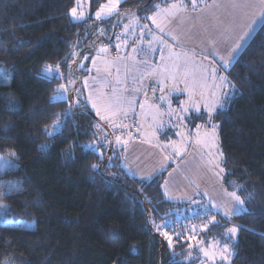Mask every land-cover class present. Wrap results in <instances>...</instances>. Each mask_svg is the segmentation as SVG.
<instances>
[{
    "label": "trees",
    "instance_id": "1",
    "mask_svg": "<svg viewBox=\"0 0 264 264\" xmlns=\"http://www.w3.org/2000/svg\"><path fill=\"white\" fill-rule=\"evenodd\" d=\"M108 1L90 0L91 16L73 20L69 10L77 0H0V69L14 73L9 84L0 86V97L8 94L20 105L6 108L0 98V155L15 152L17 159L14 167L0 172V193L12 185L20 189L0 195L6 210L5 220H0V264H168L172 251L179 264H202L205 258L196 246L189 248L193 242L187 236L199 233L205 245L214 240L231 245L224 236L231 223L240 226L231 264H264V213L259 211L264 210V24L247 54L225 69L239 91L225 103L227 111L215 117L224 185L257 211L230 221L212 213L219 225L202 231L209 217L203 208L192 209L200 206L199 198L174 202L164 194L163 183L173 165L151 180L129 174L122 149L114 148L113 131L88 103V115H74L54 136L44 132L57 118L63 121L70 102L55 99L56 90L73 74L78 79L71 96L75 100L74 89L90 65L87 61V69L78 70L82 56L94 50L99 39L114 43L124 13L143 17L161 0H123L117 17L94 21ZM57 62L63 79L49 83L39 78L45 64ZM80 111L85 109L73 108L74 113ZM42 145L48 147L42 151ZM93 164L99 167L93 169ZM164 219L175 220L178 231L187 229L179 242L174 237L175 248L167 249V255H162L163 237L152 226L153 220L160 224ZM197 221L199 231L192 233ZM189 252H198V257L189 259Z\"/></svg>",
    "mask_w": 264,
    "mask_h": 264
},
{
    "label": "crops",
    "instance_id": "2",
    "mask_svg": "<svg viewBox=\"0 0 264 264\" xmlns=\"http://www.w3.org/2000/svg\"><path fill=\"white\" fill-rule=\"evenodd\" d=\"M173 3L187 5V11L183 7L174 10L175 16L171 21L161 12L156 17V21L162 24L164 28L163 32L150 19L156 13V8L143 17L135 15L130 22L120 25L118 29V32L121 33V39L115 38L114 46L116 53L112 52L117 55H123L121 63L124 67V70H122L124 74L123 86H125L124 88L126 90L121 104L123 111L121 112L120 130L124 132L120 133L121 135H117L122 137L123 140L116 144L122 149L124 166L132 176L144 179L148 177L153 178L172 164L173 166L170 168L163 183V191L170 201L184 202L192 200L195 197L199 198V184L188 182V177L180 168L179 162H172L170 152H173L171 150L169 152L157 143L147 139L149 138L147 135L150 132H165L170 133L165 137H175L174 134L176 133L177 127H172L168 124L176 125L181 119L179 117L174 119L173 115H165V120L162 119L165 126L162 127L161 124L155 125L156 122L152 121V116L156 114L158 116L156 120L158 121L159 118H163V115L160 109L158 112L157 110H153V107L154 105L162 107V109L168 106L181 107V102L186 101L187 91L189 89L203 88V85L200 86V83L194 82L196 80L194 68L198 64V57L207 55L216 62L219 73L224 72L226 74L225 69L227 68L223 66L220 57L228 58L230 49L234 46L237 37L243 33L244 25L251 18V12L253 10L234 9L231 7L230 0H197V7L195 9L191 6V0H161L158 6L160 9H164ZM255 11H259V8L257 7ZM245 13L248 15H245ZM260 26L261 24L258 21L256 30ZM173 37H176V39H173ZM159 38H164L168 41L174 40L173 43L178 48L177 53L172 56L166 52V49L162 51L161 48H157L152 59L148 56L143 57L146 54L152 55V50L159 45ZM209 41H215V43L211 44ZM106 46L108 47V45ZM162 53L167 55L175 65H164L153 68V59H155L154 62H157V58ZM147 57L149 58V62L151 61L147 69L143 66H140L138 70L134 66L133 69L129 68L130 58H132L135 64L138 59H147ZM189 59L193 62L189 63ZM176 65L182 66V76L186 70L188 90L168 93L167 96L171 104L169 105L167 102L164 104L158 99L162 94L159 91V79L163 78V76H158L157 74L167 75L173 73L176 71ZM190 65H192L191 68ZM152 68H162V70L153 73L151 72ZM141 72H146L152 75L153 78L151 77L149 81L141 84L139 78ZM130 73L133 74L131 79L129 76ZM166 83L171 85L174 81L169 79ZM175 83L179 88H185L184 78ZM153 88L156 89L155 93L152 91ZM129 89L131 100L129 105H127L126 96H128ZM125 112L127 113L126 115L124 114ZM185 121L191 122L190 119H185ZM133 123L138 124V129L135 133L131 129ZM139 130L141 131L140 133H138ZM201 180L203 181V177ZM204 198L211 205H220L219 210H216L222 215L225 206L230 202V198L228 196L226 197L222 191H218L217 194L212 192L211 195L207 194Z\"/></svg>",
    "mask_w": 264,
    "mask_h": 264
},
{
    "label": "rangeland",
    "instance_id": "3",
    "mask_svg": "<svg viewBox=\"0 0 264 264\" xmlns=\"http://www.w3.org/2000/svg\"><path fill=\"white\" fill-rule=\"evenodd\" d=\"M89 1L90 0H79V3H76L75 7H77L78 14L80 12H83V18L80 20L86 19L87 17L91 16L90 2ZM122 1L123 0H121V2ZM108 2H106L104 5H107ZM121 2L117 6V10L115 12H113L111 15H104V16H102L101 19H97L96 13H95L94 21H102L105 19L117 17L120 14ZM135 15L136 14H134L132 12L124 13V15L121 18V25L125 24L126 22H130ZM93 27L98 29V30L102 29L99 25H95ZM179 33H180V31H179ZM119 34H121V33H118L115 38L121 39V35H119ZM95 38H96V36L93 37L92 40H94ZM85 39H87V36L84 37L82 39V41ZM173 42H174V40L168 41L164 38H159V45L154 50H152V55L146 54L143 57L148 56L152 59L153 56L155 55V51L157 48L158 49L161 48L162 51L166 49V52L169 55L174 56L177 53L178 48L176 47V44H174ZM108 44L109 43L105 42V40L99 39L97 47L94 50H92L91 52H87L85 55L82 56V61L80 62L79 66H78V70H81V69L86 70L87 67H85V64L87 61H90V66L88 68V72L85 75V78L83 79L82 83L75 88L79 89V99H84L87 102V98L89 96H91L93 100L97 101L98 107H100V109H101V115L108 116L110 120L115 121V123L118 125V127L113 128L109 122H106L104 120V122H106L109 125V128L113 131V133L115 135V141H116L117 135L118 134L121 135L120 133L124 132V131L120 130L121 114L122 113H120L117 116H112V114L110 112H106L104 110L105 109V103L104 102H111L113 104H116L117 101H119L120 107H121L122 101L124 99V93H125L126 88H124L125 86H123L124 85V74H123L122 70H124V67L121 63L123 60V55L114 54V53H116L114 43L112 45H108ZM106 45H108V47ZM148 57H147V59H143V58L138 59L137 63H135V64H134L132 58H130L129 68L133 69V66H134L135 69L138 70L140 66H143L145 69H147L149 66V63L151 62V61L149 62ZM154 60L155 59H153V61H152V63H154L153 68L158 67V66H164V65H170V66L175 65L174 62L172 60H170L167 57V55H165L164 53L160 54V57L157 58V62H154ZM182 60H184V59H182ZM192 62L193 61L189 59V63H192ZM197 62H198V64L195 65V68H194L195 69L194 74L196 76V80L194 82L200 83V86L206 85V87L198 88V89H189L187 91L186 101H188V99H189V92H192L194 94V98L200 99L199 94L201 91H203L204 97H203V99H200V103H201V110L204 111V108H203L204 103L205 102L211 103L213 100V97L211 95V93L213 91L217 92V94H219L221 92L230 93V91L233 90L232 89L233 84L224 72L219 73V71H218L219 68H218L216 62L213 61L211 58H209L207 55H203L201 57H198ZM156 63H158V64H156ZM191 66L192 65H190V68H191ZM153 68L151 70V72H153V73H156L157 71L162 70V68H160V69H153ZM214 68L216 70L215 71V79L213 78V74H212V70ZM132 75L133 74H131V73L129 74L130 79H131ZM220 76H226L227 82H225L221 88H216L215 85H218L221 83V81L219 80ZM151 77H152V75H149L146 72H141V74H139L140 83L142 84V83H145L146 81H149ZM71 80L74 81V84L68 85L69 90L66 93V95H68V96H72L73 86L76 85V83L78 82V79L76 80L75 74H73V76L71 77ZM63 83L67 84V82H63ZM130 89H131V87H130ZM130 89L128 91V96H126V104L127 105H129L130 100H131V96L129 94ZM168 93H171V92H168ZM168 93H167V95H168ZM73 96H74V99L77 98L76 91H75V94ZM162 103L166 104V101L162 102ZM88 104L92 108L91 103L89 102ZM155 106H157V105H155ZM180 108L181 107H169L168 106V107H163V109H162V107H159V109L161 110V113L163 115V118H159L157 121L156 119L158 116H156V114H154L152 116V121L156 122L155 125L161 124L163 127L165 125L163 124L162 119L165 120V115H169V113H172L169 116L173 115L174 119H176V117L180 118L182 116H186V115L190 116L192 114L191 111L189 113L185 114V113L180 111ZM92 110H94L96 112L95 109L92 108ZM153 110L156 111L157 110L156 107H153ZM159 117H161V116H159ZM195 121L197 122L195 125H192L191 122H189V121L188 122L185 121V119L180 120L178 122V124H176V125L168 124L172 127L173 126L177 127L176 133L174 134L175 137H173V138L165 137L170 133L150 132L149 135H147V136H149V138H147V139L151 140L152 142L157 143L159 146L166 149L167 151L171 150L173 152V153H171L169 151L170 156H172V162H175V161L179 162L180 168L185 172V174L188 177V182L189 183L192 182L194 184H199L198 186L200 189L199 190L200 193L198 194V197H199L198 201H201V203L198 204L200 206H197L196 203H194V205H196L197 207H194L192 209H196V208L205 209V207L209 208L212 205L204 198V196H207V194L211 195L212 192H215L217 194L218 191H222L224 193V195L227 197L226 192H232V191H229L224 185V179H225L226 173H225V170H224L223 164H222L223 155L220 156L219 152H217L215 148H212L211 149L212 155L210 156L209 155L210 149L208 147H206L203 144L197 145L194 143V141L196 139V132H197L196 125H202V127L200 128L201 139L207 141L208 143H211L210 137H206L204 135V133L206 131H210V126L204 127L203 126L205 124L204 120L198 119ZM213 123H216L219 125V123L215 119H214ZM219 129H220V126L217 129L218 147H219L220 152L223 153ZM102 131H103L102 129L99 130V132H101V133H102ZM140 132L141 131L139 130L138 133H140ZM152 134H153V137H152ZM120 138H121L120 141H122L123 138L122 137H120ZM116 143H117V141H116ZM94 148H96V147H94ZM114 148L116 150L119 148V146L118 145L116 146V144H115ZM177 148L180 149V155L175 154V149H177ZM126 149H127V147H126ZM10 153H8L6 155H0V157L3 158V159H0V172H3V171H5L11 167H14L17 164L16 163V161H17L16 156H11ZM217 157H219L220 168H223V170H224L223 172H220V169L216 168L214 166V164L209 163V160H214ZM6 161L10 162V164L6 163ZM202 177H203V181L201 180ZM211 209H212V210H210L211 213L218 212L214 208H211ZM5 214H6V210L4 208V205L0 204V220H5ZM6 222L12 223V219H8ZM21 224L33 226L32 224L25 222V221H21ZM193 225L198 226L199 221L193 222ZM232 225H235V224L231 223L228 227H231ZM196 231H199V228H197ZM194 236H195V239L192 240V242H193L192 245L195 246L196 242L198 240H202V239L198 237L199 233L195 234ZM198 254L199 253L197 252L196 255H191V256L192 257H198Z\"/></svg>",
    "mask_w": 264,
    "mask_h": 264
},
{
    "label": "snow or ice",
    "instance_id": "4",
    "mask_svg": "<svg viewBox=\"0 0 264 264\" xmlns=\"http://www.w3.org/2000/svg\"><path fill=\"white\" fill-rule=\"evenodd\" d=\"M121 0H109L107 5H101L99 11L96 12V18L101 19L104 15H111L113 12L117 10V6ZM77 3H79V0H77ZM231 7L234 9H252L251 12V18L248 20L247 24L244 25V31L241 35L237 37V40L234 44V46L230 49L228 58L225 59L224 57H220L221 61L223 62V66L225 68H228L230 65H233L237 63L243 55H246L247 52L251 49L253 42L257 36V30L256 25L259 21L260 24H264V0H230ZM191 6L193 9L197 7V0H191ZM157 11L156 13L150 17L152 19L153 23L156 24V27L163 32L164 28L161 23H157L156 17L163 12L167 19L171 21V19L175 16V11L181 7L185 11H187V5H180L173 3L169 6H166L164 9H160L158 5L155 6ZM259 8V11H255L256 8ZM69 14L72 17L73 20H80L83 18V12H80L78 14L77 7H72L69 10ZM245 15H248L245 13ZM103 34V33H101ZM173 39H176V37H173ZM209 43L214 44L215 41H209ZM264 47V46H262ZM73 55H76V53H73ZM176 71L173 73H169L167 75L163 74H157L158 76H163V78L159 79V91L162 93L158 99L161 102H167L169 105L171 104V101L168 99L167 93L168 92H184L187 91V82H186V70L181 75V65H176ZM215 68L212 70L213 78L215 79ZM71 74V73H70ZM14 78L13 72H8L4 70H0V86H4L6 84H9L11 80ZM39 78L46 80L49 83H52L56 80L63 79L64 75L61 71V63L57 62L55 65L53 64H45L44 69L39 74ZM185 79V88H179L176 81H179L180 79ZM171 79L174 81L171 85L166 83L167 80ZM219 80L221 81L220 84L215 85L216 88H221L225 82H227L226 76H220ZM74 84V81L69 79L67 84L60 83L59 87L56 90V97L55 99H58L60 101H69V108L65 110V112L62 114L64 119L61 121L59 118H57L53 125L51 126V130L47 126L44 128V132L46 135L54 136L60 132L63 131L64 127L67 126L68 120L72 119L74 115H88L89 113L86 111L87 103H91V106L93 109L96 110V113L102 120H105L106 122H109L113 128L118 127V125L115 123V121L110 120L108 116L101 115V109L98 107L97 101L93 100L91 96L87 98V102H82L79 99V89H74V91L77 92V98L73 101L71 96L66 95L69 88L68 85ZM202 87H206V85H203ZM233 91L231 93L228 92H221L217 94V92L213 91L211 93L213 100L211 103L205 102L203 105L204 111L201 110V103L200 99H203L204 93L203 91L200 92L199 98H194V94L192 92H189V99L186 102H181V108L180 111L187 114L190 111L193 113L191 116H182L180 117L181 120L183 119H190L191 121H195L197 119L204 120L205 124L204 127L210 126V131H206L204 135L206 137H210L211 143H208L205 140L201 139L200 134V128L202 125H196L197 132H196V139L194 141L197 145H205L210 149L209 155H212L211 149L215 148L217 152H219V155L222 156L223 153L220 152L218 147V136H217V129L219 127L218 124L213 123L215 117H218L225 113L227 109L225 108V103L230 102L233 98V96L238 93V89H236L235 85H232ZM153 93L156 92V89H152ZM6 100V108L9 109H18L20 107L19 102L16 101L14 98H9L8 94H5L3 97H0ZM141 107H143L141 105ZM157 111L159 112V107L155 106ZM73 108L76 109H85V111L80 112H73ZM106 112H110L112 116L119 115L123 109L120 107V102L117 101L116 104H113L111 102L105 103V109ZM127 114L126 112L124 113ZM172 113H169L171 115ZM97 128L100 127L99 124L96 125ZM126 127V126H125ZM120 137H116L117 143L120 142ZM48 146L42 145L41 150H45ZM87 147H91L93 151H95L94 146L89 145ZM175 154L180 155V149H175ZM11 156H15V152L10 153ZM0 159H3L0 157ZM111 160V157H109V161ZM6 163L10 164V162ZM209 163L214 164L216 168L220 169V172H223V168H220V162L219 157L215 158L214 160H209ZM11 166V165H10ZM99 165L93 164L92 168L96 169ZM148 180H151V177L147 178ZM242 188V186H240ZM20 191L19 187L17 185H12L7 188L5 193H0V195H10L12 192ZM227 196L230 197V202L227 206L224 208L223 212V218H227V220H231L233 216H240L243 214H254L257 210H252L248 206H246L245 201L237 194L236 191L232 192H226ZM193 203H196V201H192ZM6 207V206H5ZM221 206L212 204V208L219 210ZM260 212L264 213V210H259ZM168 216V213L165 214ZM204 217H209L208 222L205 224H202L201 230L206 231L209 230V225H219V222L216 220V216L214 214H211L210 210L205 207ZM197 218H201L199 216V213H197ZM176 221L173 219H164L162 223L157 224L154 220L152 221V226L156 229V232L159 233L160 236L163 237V241H161L162 249H165V251L162 252V255H167V249H173L175 248L174 243V237L175 242H179L184 236V231H187V229H184L182 231H175L174 225ZM197 226L192 225L191 231L195 233ZM240 230V226L232 225L231 227H228L225 229L224 236L233 243L230 245L229 243H224L221 246L220 241L214 240L210 244L205 245L203 240H198L196 242V247L198 248L199 252L203 255L205 258L202 261V264H217V260L221 262V264H231L232 257L236 255L235 244L236 237L238 234V231ZM171 233V234H170ZM195 239L194 235H188L187 240L191 242ZM166 242V246L164 244ZM193 245L189 243V248H192ZM176 253L172 251V255L168 260V264H179V262L175 259ZM188 258H191V253H188Z\"/></svg>",
    "mask_w": 264,
    "mask_h": 264
},
{
    "label": "built area",
    "instance_id": "5",
    "mask_svg": "<svg viewBox=\"0 0 264 264\" xmlns=\"http://www.w3.org/2000/svg\"><path fill=\"white\" fill-rule=\"evenodd\" d=\"M113 43H110L108 45H112ZM131 129H132V132L135 133L138 129V124L137 123H133L131 125ZM210 210V209H209ZM212 214V213H211ZM197 220V219H196ZM178 227H179V224L177 223L176 226H175V231H178Z\"/></svg>",
    "mask_w": 264,
    "mask_h": 264
}]
</instances>
